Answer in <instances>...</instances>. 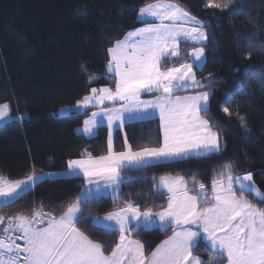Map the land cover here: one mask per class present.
<instances>
[{"label":"snow or ice","instance_id":"snow-or-ice-1","mask_svg":"<svg viewBox=\"0 0 264 264\" xmlns=\"http://www.w3.org/2000/svg\"><path fill=\"white\" fill-rule=\"evenodd\" d=\"M206 7L228 9L229 3L209 0ZM145 16L158 22L126 32L107 49V72L114 78L109 81L114 88L92 87L73 106L86 115L89 108L96 109L83 121L81 132L91 138L106 126V151L93 155L85 149L79 159L67 161L61 175L82 177L83 184L66 207L59 205L64 208L59 216L43 210L0 215V264H206L194 254L201 241L204 251L211 253L207 264L224 259L227 264H264V191L251 171L234 174L233 165H223L211 180L210 192L195 176L191 183L181 174L153 177L152 199L166 196V206L158 211L142 209L140 202L121 196L122 185L138 178L133 172L158 163L219 155L225 147L218 126L204 115L211 111V86L219 81L213 73L197 77L206 62L209 40L204 22L174 0L145 4L138 19ZM182 42L200 46L176 66ZM169 60L173 66L165 67ZM238 90L244 91L243 86ZM144 95L152 98L143 99ZM9 110L8 103H0V120L9 116ZM222 110L232 115L229 107ZM157 114L158 144L134 147L125 133L122 150H116L114 133L123 132L126 121ZM237 115L247 133L239 109ZM40 175L34 172L17 180L0 176V207L31 191ZM108 197L119 204L102 216L85 213V202L99 206ZM78 225L119 236L106 252V240L91 238ZM154 228L170 230L171 235L146 252V241L135 237Z\"/></svg>","mask_w":264,"mask_h":264},{"label":"trees","instance_id":"trees-1","mask_svg":"<svg viewBox=\"0 0 264 264\" xmlns=\"http://www.w3.org/2000/svg\"><path fill=\"white\" fill-rule=\"evenodd\" d=\"M157 0H0V103H8L12 116L21 121L0 125V175L9 180L23 179L32 173L59 172L69 159H79L85 149L93 155L106 151L107 130L100 127L92 138L75 132L89 116L84 113L60 115L89 94L92 87L108 85L107 49L117 39L144 22L139 9ZM204 22L209 36L206 62L197 77L213 73L209 113L220 131L225 147L221 154L180 162L158 163L131 175L137 179L122 185L124 200L132 198L143 208L158 211L163 199H152V179L181 174L189 183L195 176L211 191L213 176L225 164L234 174L253 172L257 187L264 191V0H215L229 3L228 9L206 7L209 0H174ZM192 46L180 44L181 56L175 65L187 60ZM173 65L167 62L165 67ZM243 86L244 91H239ZM187 94L177 92L175 95ZM231 97L226 103V99ZM229 107L232 115L223 112ZM243 116L244 133L237 115ZM157 119L126 123L123 132L114 134L116 150H122L126 133L134 147L158 144ZM82 178L43 179L15 203L0 207L5 217L33 210L59 216L80 192ZM257 202L253 196H249ZM119 204L110 197L98 206L85 202V213L102 216ZM264 207V204H261ZM91 238L108 242L111 251L119 233L108 234L99 228L78 225ZM171 235V231L151 229L135 238L146 241V252ZM201 241L194 254L206 262L211 253ZM224 260L218 262L223 264Z\"/></svg>","mask_w":264,"mask_h":264},{"label":"crops","instance_id":"crops-1","mask_svg":"<svg viewBox=\"0 0 264 264\" xmlns=\"http://www.w3.org/2000/svg\"><path fill=\"white\" fill-rule=\"evenodd\" d=\"M157 2V1H156ZM156 2H153V3H156ZM142 22H144L141 26H139V27H144L146 24H148V23H155V22H158V21H156L153 17H151V16H145V17H140L139 18ZM181 44H187V45H190V46H192L191 48H190V50L193 48V47H199L200 45H195V44H192V43H181ZM189 50V51H190ZM109 58V57H108ZM188 59V58H187ZM169 62H172V60H169ZM169 66H173V65H169ZM176 66H178V65H176ZM106 71H107V64H106ZM108 73V72H107ZM108 75H109V73H108ZM98 88H100V87H98ZM183 95H185V94H183ZM143 99H151L152 98V96L151 95H144L143 97H142ZM74 106V105H73ZM73 106H71V107H63V108H61L60 110H59V114L60 115H69L70 113H84L85 112V110H83V109H78V108H75V107H73ZM110 106V105H109ZM96 109L95 108H89L88 110H86V111H90V114L89 115H91V112L92 111H95ZM20 117H23V119H25L26 118V116L25 115H19V116H12L11 115V112H10V110H9V116L7 117V118H5L4 120H0V125H3V124H5V123H7V122H10V121H21V120H23V119H20ZM88 117H86L85 119H87ZM84 119V120H85ZM152 119H157L158 121H159V117H158V114L157 115H155V116H153V117H151V118H148V119H140V120H132V121H126L125 122V124L126 123H131V122H137V121H145V120H152ZM83 120V121H84ZM82 127H83V123H82V125L81 126H79V127H76L75 128V132L78 134V135H81V136H83V137H85V138H89V137H86V136H84L83 134H82V132H81V129H82ZM105 128H106V126H104ZM106 130H107V128H106ZM115 134V133H114ZM92 138V137H91ZM67 169V168H66ZM66 169L64 170V171H59V172H44V173H41V175H40V179L37 181V182H39V181H41V180H43V179H60V178H82V177H79V176H70V175H61L62 173H65L66 172ZM48 173H52L53 175H51V176H49V175H46V174H48ZM1 176V175H0ZM210 199V198H209ZM202 203H204V201H202ZM155 229V228H154ZM205 244V243H204ZM223 264H227V262H226V259H225V262L223 263Z\"/></svg>","mask_w":264,"mask_h":264},{"label":"built area","instance_id":"built-area-1","mask_svg":"<svg viewBox=\"0 0 264 264\" xmlns=\"http://www.w3.org/2000/svg\"><path fill=\"white\" fill-rule=\"evenodd\" d=\"M0 234H2V233H0ZM17 243H20L22 245L23 244V241L17 240Z\"/></svg>","mask_w":264,"mask_h":264}]
</instances>
